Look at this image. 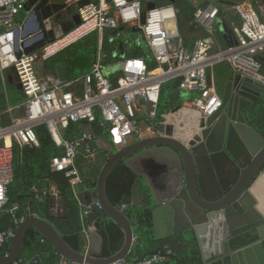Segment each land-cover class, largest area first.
<instances>
[{
    "label": "built area",
    "instance_id": "obj_1",
    "mask_svg": "<svg viewBox=\"0 0 264 264\" xmlns=\"http://www.w3.org/2000/svg\"><path fill=\"white\" fill-rule=\"evenodd\" d=\"M65 1L70 5L79 0ZM190 1L195 10L189 25L203 32L190 50L183 45L181 34L178 40H167L165 23L171 19L178 22L180 12L169 0H89L76 10L79 24L65 32L59 22L47 20L46 29L56 25L54 40L32 53L17 57L16 40H22L21 29L16 30V26L20 28L22 23L17 18L24 11L27 0H0V88L4 93V107L0 99V210L8 203L7 187L14 177L13 150L6 141L20 148L36 146L35 128L39 125H44L55 144L62 147L60 154L50 158V170L64 172L73 187L82 182L78 160H87L98 152L94 144L96 137L90 127L92 123L97 122L110 138V148L114 149L129 144L134 135H138L136 140L140 139L143 131L148 136H163L166 125H172L176 134V122L182 111L189 113L184 121L198 122L200 130L207 117L222 105L215 82L207 73L208 69L220 63L229 64L235 74L264 86L260 60L264 54V21L255 8L256 5L264 13V0H215L218 3L233 2L230 6L240 19L239 24L227 19L220 21L228 41L225 45L220 44L215 28L220 18L219 6L212 2L200 4L197 0ZM149 3H154V8L149 9ZM122 25L125 30H138L135 37L126 40V47L134 42L142 45L156 66L148 67L143 56L125 53L124 58L118 56L119 75L112 80L106 75L105 41L113 30ZM91 33H96L97 54L90 70L74 79L81 83V93L64 89L66 83L58 79H43L37 75L34 68L36 60L46 61ZM6 71H9L10 78L15 79L21 93L20 101L13 105L6 96ZM173 80L178 81V89L186 94L185 98L179 103L171 100L167 112L158 116L162 86ZM141 99L144 103H140ZM177 105L180 107L171 112ZM75 122H86V128H82L77 137L65 139L63 131ZM193 138L196 139L195 136ZM45 180L50 182L51 179ZM31 191L40 202L50 195L60 194L58 189L47 187L38 189L32 186ZM93 203L97 206L95 209ZM19 208L17 204L10 208L11 225L0 231V255L4 257L10 255L16 229L29 217L28 212L18 216ZM126 208L127 204L122 203L120 210ZM101 209L98 200L83 205L82 221ZM91 228L90 224L84 233L87 235ZM56 254L53 264H93L73 263L65 255L57 251ZM174 255L173 249L164 245L143 259L127 256L112 264H165ZM39 262L36 256H20L12 264Z\"/></svg>",
    "mask_w": 264,
    "mask_h": 264
},
{
    "label": "water",
    "instance_id": "obj_2",
    "mask_svg": "<svg viewBox=\"0 0 264 264\" xmlns=\"http://www.w3.org/2000/svg\"><path fill=\"white\" fill-rule=\"evenodd\" d=\"M87 3L89 0L70 5L65 0H27L23 11L26 17L20 28L16 26V30L22 31V40H16V56L32 53L52 42L56 25L46 29L45 22L59 13L64 11L71 20L69 27H61L63 31L79 24L76 10ZM148 8H154V3H149ZM32 22L34 25L30 27ZM165 28L168 41L179 39L176 19L166 21ZM125 29L119 26L108 37L118 38ZM219 31L228 44L221 25ZM113 53L117 57L116 49ZM118 53L119 57H125L122 40L118 43ZM51 72L60 82L70 80L67 62L56 63ZM263 93L264 86L259 82L233 74L221 90V107L207 117L188 141L179 140L174 127L166 125L165 135L140 138L120 149H105L98 144V152L87 159L95 190L80 191L78 185L73 189L82 205L93 200L101 203L102 209L87 217L96 230L100 229L101 220L111 219L124 231V245L115 256L99 259L88 253L78 254L50 223L30 216L16 229L10 255H0V264H12L22 255L24 235L29 227L35 228L73 263L112 264L126 258L135 242L133 225L105 194L106 178L118 162H123L136 176L131 202L150 209L155 238L179 235L184 242L195 240L203 262L223 258L229 264H264V136L250 123L252 108ZM140 103L144 101L141 99ZM179 107L175 106L171 112ZM92 207L97 206L93 203ZM3 213L6 211L0 210ZM240 237L249 242L234 248L235 240Z\"/></svg>",
    "mask_w": 264,
    "mask_h": 264
},
{
    "label": "trees",
    "instance_id": "obj_3",
    "mask_svg": "<svg viewBox=\"0 0 264 264\" xmlns=\"http://www.w3.org/2000/svg\"><path fill=\"white\" fill-rule=\"evenodd\" d=\"M167 1L168 0H162V2ZM174 5L180 10L178 14V28L180 26L179 31L181 34L182 43L187 49L190 50L199 34H196L198 28L189 25L195 7L190 0H174ZM185 28L186 31L184 30ZM128 31L130 33L132 32L131 30ZM113 45L114 42H110V38L105 41L104 63L107 66L106 75L112 80H114L119 75L117 68V61L119 57H114ZM70 47L71 45L57 53L52 58L46 60V62L52 60L50 65H52V62L54 61L67 62L68 54L66 51ZM124 51L125 53L127 52L126 54L128 55L131 54L143 56L148 67L150 68L156 66V62L149 56L147 49H145L142 45H138L136 42L126 47V50ZM94 60L95 57L83 69L82 74L90 70ZM260 60L262 66L261 73L264 75V54ZM218 65H221L220 67L217 66L220 70L222 69L227 73L229 72L232 74L231 69L229 66H227V64L220 63ZM8 83L10 85H13L14 83L13 78H10V74L7 76V84ZM171 83L173 84L170 85V101L173 100V92L178 88V81L174 80ZM7 84L6 96L8 101L10 103L11 99V101L15 102L14 104H16L18 99L21 97V93L18 88L12 87V95L9 98ZM167 84L168 82L162 86L159 104L161 103L162 98H164L165 91L168 88L166 87ZM251 120L252 121L250 123L260 134L264 136V93L260 100L255 103L252 108ZM85 124L86 122L70 123L69 126L63 131V137L65 139H73L77 137L82 131L80 125L84 126ZM90 127L96 138L105 137V133L102 132L97 122L92 123ZM35 132L38 138V146H25L22 148V150H20L16 144L6 141V144L11 145L13 150L14 177L7 187L8 203L3 209L6 211V213L0 214V231L5 230L10 225L11 214L9 210L14 204H17L20 207L19 211L17 212L18 216L26 213V207H24V205L29 200L32 201V208L29 210L30 214H39L41 212L40 207L43 204L34 197L31 187L36 186L38 189H41L43 188V185H40L37 182L44 180L45 178H49L52 179L57 185L60 196L63 198L66 215L63 218L49 217L46 218V220L58 231L66 245L72 251L81 253L83 242L80 236L81 228L79 221V209L73 194L72 185L70 184L69 179L64 175V172L51 171L49 167L50 158L54 155L60 154L62 147L55 144L53 138L44 125L37 126L35 128ZM135 177V174L128 167H126L123 162H118L110 171L105 181V194L108 201L116 208H120L122 203L127 204V208L123 211V213L134 225L136 240L130 253L128 254V257H135L136 259L140 260L151 256L160 250L164 245H168L171 249H173L175 255L170 257L168 262L165 264H202L200 250L195 244L193 245V240L190 242H185L191 246H187L186 248L183 247L182 249L179 247L176 241H172L174 237L175 239L182 241L179 235H173L170 237L171 239L169 237L166 239L155 238L150 209L143 206L137 207L131 202V188ZM99 233L102 238L101 253L99 258L108 259L118 254L125 242V233L121 227L110 219H103L101 221ZM42 239L43 238L41 237L40 233L35 228L29 227L24 235V253L30 251L32 257L36 256L41 258L42 264H53L57 259L56 250L46 240ZM248 242V240L242 237L237 238L234 243V248L244 246ZM224 260L228 264L229 261L227 259ZM219 262V260H216L211 264H222ZM38 264H40V262Z\"/></svg>",
    "mask_w": 264,
    "mask_h": 264
},
{
    "label": "crops",
    "instance_id": "obj_4",
    "mask_svg": "<svg viewBox=\"0 0 264 264\" xmlns=\"http://www.w3.org/2000/svg\"><path fill=\"white\" fill-rule=\"evenodd\" d=\"M197 2L200 3V4H203V3H206V2H212V3H216L219 6L220 18L217 20L215 28H216V33H217L218 39L220 41V44L221 45H225L226 42L224 41V39H223V37H222V35H221L220 31H219V27L221 25L220 24V21L223 20V19H227L230 22L239 24L240 23L239 17L232 10V8H231V6L229 4L218 3L215 0H197ZM23 14L24 13L22 12L20 14V16H22ZM262 15H264L263 12H262ZM20 16L18 18H20ZM65 17H66V14L63 11V12H61L60 15H57L53 20L61 23L62 20L66 19ZM233 18H236V20H233ZM70 24H71V20H70V23L68 24L67 27H69ZM198 31H197L196 34L199 33L198 34V38H199V37L203 36V32L200 29H198ZM131 33L133 34V32H131ZM179 33H180V31H179ZM109 38H110V42H114L113 50L116 49L117 54H118L117 57H118L119 56V53H118V43L122 40L123 41V44H124V47H126L127 42H126V40L124 41L123 40V37H121V36L118 37V38H115V37H112V38L109 37ZM226 39H227V37H226ZM124 50H126V49H124ZM113 55H114V53H113ZM60 62H66V61H60ZM60 62H57V61L52 62L53 64L50 65V69H49V72L47 74L45 73L43 75H38V74L37 75L39 77L43 78V79H57L56 75H53L52 74L51 68L56 63H60ZM225 64H227V63H225ZM217 66L220 67L221 65H218V64L215 65L214 67L208 69V72L207 73H209L208 74L209 77L214 80L215 85H217L216 88H217V91H218L219 90L218 89V84L220 83L221 86L224 88L226 82L230 79V76L233 75V74H235V73L232 71V69L230 68L229 64H227V66H229V68L231 69V73L232 74H230L229 72L227 73L226 71H224L222 69L220 70ZM216 67H217V70H216ZM36 73H37V71H36ZM81 75H79V76H81ZM79 76H77V77H79ZM74 79L75 78L69 80L66 83V85L63 86V88L66 89V90L73 91L74 93L79 94V93H81V83L78 80L75 81ZM185 95L186 94L183 91H181V90H179L177 88V90H175L173 92V101L179 103L180 101H182L185 98ZM178 113H176V114H178ZM188 117H189V113H183V111L180 112L179 113V117H178V119H180V121H177L176 122V125L177 126L175 127V130H179V128H181V127H184V128L190 127V125L188 124L190 120L189 121L187 120V122L184 121ZM80 127L81 128H84V129L86 128V127H84L82 125H80ZM197 130H198V128H196L195 131H197ZM176 133H178V131H176ZM178 135H181V134L178 133ZM137 136L138 135H134L133 138L130 140V142L136 140ZM147 136H148V134L145 131H143L142 132V135L140 137L141 138H144V137H147ZM94 144H95L96 147H98V144L99 145H102L105 149H109L110 146H111L110 138L107 135H105V137H103V138H101V137L95 138ZM36 146H38V145H36ZM19 149L22 150V148H20V147H19ZM77 165H78V169H79L80 176L82 178V182L78 184V186L80 188V191H91V192L94 191L95 190V185L93 184V180H92L91 176H89V174H88V167H89L88 161L87 160H84V159H79L78 162H77ZM37 183H39L40 185L42 184L43 187H47L50 190H53V189L56 190V189H58L57 188V185L54 183V181L52 179L50 180V182H47L44 179V180L38 181ZM72 190H73L74 197H75V199L77 201V204H78L79 221H80V228H81L80 236H81L82 242H83L82 252L81 253H78V254L88 253L91 257H94V258L97 257V258H99V255L101 253V245H102V238L100 236L99 230H96L95 227L93 226V224H91V227L92 228L90 230H88L87 235L84 233V230H87L88 229L90 223L87 222V218L84 221H82V219H81V211L83 209V205L77 199V196L75 194V191H74L73 187H72ZM31 202L32 201L29 200L24 205V207H26V212H28V214H29V217L30 216H37V217H40V218L46 220V218H49V217L63 218L66 215V210H65L64 203H63V198H62V196H60V194L58 196L50 195L48 198H46L44 201H42V204L43 205L40 207L41 212L39 214H32V215L30 214L29 210L32 208V203ZM134 205H136V204H134ZM136 206L139 207V205H136ZM118 209H120V208H118ZM10 225H11V220H10ZM132 225H133V223H132ZM133 229H134V225H133ZM170 237L171 236H169V238ZM166 238H168V237H166ZM166 238H157V239H166ZM173 239H172V241H176L178 243L179 247L182 248V249H183V247L186 248L187 246H191L188 243H185L183 241H179V239H175V237ZM193 241H194L193 245L195 244L199 248L198 243L195 240H193ZM199 250H200V248H199ZM21 256H24V257H32L31 254H30V251H27V252L24 253V249H23V252H22V255ZM38 258L40 260V264H42L41 258L40 257H38ZM99 259H101V258H99ZM217 260L220 261L219 263L227 264V262L223 258L217 259ZM214 261H216V260H214ZM212 262L213 261H211V262H203L202 261V264H211ZM228 264H229V262H228Z\"/></svg>",
    "mask_w": 264,
    "mask_h": 264
},
{
    "label": "rangeland",
    "instance_id": "obj_5",
    "mask_svg": "<svg viewBox=\"0 0 264 264\" xmlns=\"http://www.w3.org/2000/svg\"><path fill=\"white\" fill-rule=\"evenodd\" d=\"M59 1H62V0H59ZM255 8L257 10L258 15L260 16V19L262 21H264V15H262V11L260 9H258V7L256 5H255ZM20 14H19V16H20ZM25 17H26V14L24 13L23 16L20 18H17V20L22 23L23 20L25 19ZM233 20H236V18H233ZM32 25H34V22L29 23L30 27ZM178 25H179V23H178ZM179 28H180V26H179ZM184 30L186 31V28ZM184 30H182V31H184ZM136 35L137 34L135 32H133V34L131 33L128 35L124 34L123 40L124 41L125 40H131V37H133V36L135 37ZM66 53L68 54L67 63H69L68 64L69 69H70L69 79L71 80L74 77L81 75L83 73V69L94 59L95 55L97 54L96 33H91L90 35H87L86 37L79 40L78 42L72 44L71 47L66 51ZM51 61L52 60L47 61V62L43 61L41 59L36 60L34 63V68L37 71V74L38 75H43L45 73L47 74L49 72V69H50ZM71 67H73V68H71ZM8 74H9V71H6L5 76L7 77ZM173 81H169L167 86H166L168 88L165 91L164 98H162L161 103L159 104V106L157 108V115L158 116L161 113H166L168 108H169V105H170L169 94L171 92L170 85L173 84V83H171ZM13 82H14L13 85H10L9 83L7 84L9 98L12 95V87L17 88V85H18L17 82L15 81V79H13ZM219 84H218V89H219L218 91L220 94L223 87L221 86V84L220 85ZM3 97L4 96H3L2 90L0 88V99L2 101V107H4ZM20 98L18 99V101L20 100ZM14 103L15 102L11 101V99H10V104L13 105Z\"/></svg>",
    "mask_w": 264,
    "mask_h": 264
},
{
    "label": "bare ground",
    "instance_id": "obj_6",
    "mask_svg": "<svg viewBox=\"0 0 264 264\" xmlns=\"http://www.w3.org/2000/svg\"><path fill=\"white\" fill-rule=\"evenodd\" d=\"M178 121H180V119H178ZM188 124L190 125V127H188V128L181 127V128H179V130H177L178 133H180L181 135H178V133L175 134V136L181 141H185V140L188 141V139H190L191 135H193L192 132L194 130H196V128H198V126H197L198 122H197V124L195 122L193 124V121L190 120Z\"/></svg>",
    "mask_w": 264,
    "mask_h": 264
},
{
    "label": "flooded vegetation",
    "instance_id": "obj_7",
    "mask_svg": "<svg viewBox=\"0 0 264 264\" xmlns=\"http://www.w3.org/2000/svg\"><path fill=\"white\" fill-rule=\"evenodd\" d=\"M24 13V12H23ZM61 14V13H60ZM58 14V15H60ZM66 14V13H65ZM66 19L62 20V22L60 23L61 24V27L62 28H66L68 26V24L70 23V16L68 14H66ZM128 35V34H131L128 30H124V31H121L120 32V35L121 37H124L123 35Z\"/></svg>",
    "mask_w": 264,
    "mask_h": 264
}]
</instances>
